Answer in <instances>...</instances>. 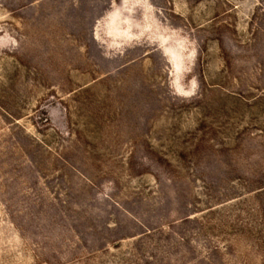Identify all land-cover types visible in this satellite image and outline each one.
<instances>
[{
    "label": "rangeland",
    "instance_id": "1",
    "mask_svg": "<svg viewBox=\"0 0 264 264\" xmlns=\"http://www.w3.org/2000/svg\"><path fill=\"white\" fill-rule=\"evenodd\" d=\"M0 264H264V0H0Z\"/></svg>",
    "mask_w": 264,
    "mask_h": 264
}]
</instances>
